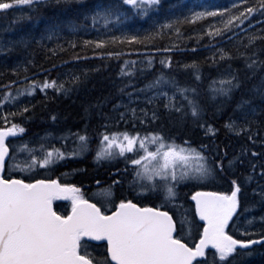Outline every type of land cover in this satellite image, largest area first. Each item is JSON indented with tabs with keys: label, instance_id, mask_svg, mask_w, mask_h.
<instances>
[{
	"label": "trees",
	"instance_id": "16d2710c",
	"mask_svg": "<svg viewBox=\"0 0 264 264\" xmlns=\"http://www.w3.org/2000/svg\"><path fill=\"white\" fill-rule=\"evenodd\" d=\"M107 2L36 0L31 5L22 4L26 13L21 15L14 13L19 4L0 10V25L5 28L0 34V99L9 91L13 97L0 105V127L4 126L5 113H15L10 116V123L24 129L8 141L15 154L10 160L21 167H6V176L10 172L25 180L57 178L62 184L83 188L84 198L110 211L96 194L110 186V209L120 199H134V166L129 163L134 155L97 158L103 134L127 132L152 138V133L159 132L166 141H175L177 145L188 141L189 147L205 153L209 164L222 156L226 161L233 160L227 175L218 172L202 181H179L174 188L175 198L163 201V208L177 222L180 238L191 245L200 231L191 215L192 193L198 188L231 191L233 176L238 178L242 191L229 234L254 240L264 235V176L260 175L264 165V11L260 6L264 0H245L242 7L253 6L257 11L239 29L212 36L208 27L220 26L219 14L193 21L190 13L232 5H236L234 11H241L238 0H160L145 15L122 9L118 20H93L91 12L95 6ZM165 23L169 26L158 27ZM121 35H136L140 39L111 40ZM250 36L255 37L251 42ZM97 39L107 42L99 46L84 43ZM221 50L230 55L222 56ZM110 52L120 55L109 56ZM249 61H254V65L250 67ZM161 74L167 81L143 88ZM230 75L237 78L239 87L229 94L213 96L211 82L215 80L219 85L222 78ZM74 77L78 79L74 81ZM45 80L55 81L57 87L63 84V88L56 91L47 87L42 91L40 85ZM30 81L37 82L33 91L17 94V89H24ZM178 87L186 91L181 93ZM163 90L173 98L154 96L145 100ZM140 91L143 94L138 96ZM188 98L198 103V115L193 116ZM134 99L137 101L133 102ZM208 125L213 133L207 132ZM81 134L87 136L86 142L79 141ZM82 144L86 146L82 148ZM41 145L44 150L52 147L77 154L60 157L47 167L23 169L30 162V152L42 158ZM158 193L153 190L154 200L140 204L157 205L162 201L156 200ZM173 199L176 205H186L181 208L196 224L193 238L181 226V214H177ZM70 207L67 202L55 203L56 211L62 214ZM85 251L92 253L90 258L95 264L105 258L104 244H87L82 254ZM213 254L208 251L207 261L200 264H212ZM241 254L238 263L264 264V242Z\"/></svg>",
	"mask_w": 264,
	"mask_h": 264
},
{
	"label": "snow or ice",
	"instance_id": "6c2138e0",
	"mask_svg": "<svg viewBox=\"0 0 264 264\" xmlns=\"http://www.w3.org/2000/svg\"><path fill=\"white\" fill-rule=\"evenodd\" d=\"M34 3L36 0H0V10L17 4ZM238 3L242 7L245 0H238ZM159 4L160 0H108L104 5H96L91 15L93 20L104 19L107 23L108 18L118 20L122 9L124 11L130 9L137 14L145 15L151 7ZM235 7L236 5L229 8L212 7L210 11L202 9L192 11L190 15L195 21L202 17L215 18L219 14L220 26L208 27V34L212 36L228 32L232 28L239 29L245 20L257 11L253 6L242 7L241 11H234ZM260 7L264 11V4ZM213 23L217 21L214 20ZM168 26L169 24L165 23L158 27ZM125 39L137 41L140 37L136 35L111 37L113 42ZM253 39L255 37H249L250 42ZM106 42L104 39L84 41L85 44L94 43L98 46ZM221 54L222 56L230 55L223 50ZM108 55H120V53L110 52ZM149 63H151V57H149ZM254 63L249 61V66H253ZM76 79L78 78H73L74 81ZM167 79L161 74L154 81L146 83L143 88L159 86L161 81H167ZM36 83V81H30L24 89L18 88L17 94L22 91L32 92ZM47 87L60 91L63 84L57 87L55 81L45 80L40 88L43 91ZM238 87L239 81L235 76L230 75L222 78L219 85L215 80L211 82L210 91L213 96L225 95ZM178 91L183 93L186 89L178 87ZM162 95L167 96L168 93L164 92ZM3 96L4 98L0 99V105H3L6 100L13 99L10 91L5 92ZM188 99L193 116L198 115L200 111L198 103ZM166 106L169 105L166 104ZM14 115L15 113H5L2 118L4 126L0 127V264H93V259L90 258L91 252L85 251L81 254L82 249L87 248V243L82 241V237H92L101 242L106 240L107 256L111 259L100 258L97 264H200V261L194 258L203 257L207 261L205 253L207 245H212L215 249L212 264H229V260L232 264H237L232 259L237 252V246H241L243 251L245 246H252L257 241L264 242V235H258L255 240L236 239L226 231L230 218L237 212L238 194L242 191L241 184L235 176L230 180L231 191H208L198 188L192 193L195 213L203 222V229L195 247H189L175 234L173 215L165 211L163 205L152 207L146 204L142 207L134 203L132 199H120L114 205V211H103L95 203L80 196V189L75 185L60 184L57 180H25L10 172V178H5L3 174L5 167L9 170L13 167H21L10 160V157H14L15 154L6 143L9 134L24 131L19 124L10 123V116ZM228 126L234 125L228 124ZM208 128L212 130L211 125H208ZM151 136L154 142H159L156 151L148 150L147 137L141 139L138 134L105 132L102 140L107 141L106 150L98 151L96 157L110 155L114 145L123 154L126 149L131 150L134 142L139 140L143 155H138L129 161L131 165L136 166L131 183L137 184L139 180L137 186L142 192L159 191L163 188L167 199L175 197V184L180 180L202 181L215 177L218 172L227 175L228 170L233 167V160L226 161L224 156L215 160L214 164H209L205 153L195 147H189L188 141L177 145L175 141H166L159 132L152 133ZM78 139L86 142L87 136L81 134ZM85 146L86 144H82L81 147ZM21 147L26 148L27 145H21ZM40 147L44 151L42 158L30 152V162L24 164L23 169L47 167L54 164L60 157L77 154L65 153L52 147L44 150L43 145ZM190 157L197 160L194 168L188 164ZM177 161L184 162V167L179 171ZM252 168H255V164ZM260 175L264 176V165L261 166ZM155 177L160 179L156 180ZM248 178L251 179V176ZM112 183L115 184L117 181ZM102 191L110 194V186ZM58 194L68 195L72 199V209L67 215H61L52 208V198ZM173 205L179 213L182 205H176L174 199ZM179 219L181 226L188 221V217L183 215L179 216ZM261 219L264 220V217Z\"/></svg>",
	"mask_w": 264,
	"mask_h": 264
},
{
	"label": "rangeland",
	"instance_id": "374dc122",
	"mask_svg": "<svg viewBox=\"0 0 264 264\" xmlns=\"http://www.w3.org/2000/svg\"><path fill=\"white\" fill-rule=\"evenodd\" d=\"M25 10H26V9L24 8V6H23L22 4H19V5L17 6V8L15 9L14 13H15L16 15H21V14L26 13ZM4 29H5V28H3V25H2V26L0 25V34L3 33ZM225 77H226V76H225ZM164 92H166V91L163 90V91L155 92V93H156L155 95H154V94H151L150 96H147V98H146L145 100L150 99L151 97H154V96H155V97H162V96H164V95H162V93H164ZM140 95H142V94H139L138 96H140ZM164 97H166V98H173V97H171V95H169V94H168L167 96H164ZM139 99H141V101H142L143 98H139ZM122 101H123V100H122ZM122 101L120 102V105L118 106L119 108H120V106H121ZM135 101H137V99H134V100H133V102H135ZM252 111H254V110H252ZM206 130H207V132H210V133H213V132H214L213 129H212V130H209V128H206ZM141 139H144V138L141 137ZM124 143H127V142L124 141ZM158 144H159L158 141H155V142H154L152 138H149V137L147 138V147H148V150H149V151H156V150H157V147H158ZM106 145H107V141L102 140L101 143H100V145H99V147H98V149H97V151H96V154H97L98 151H105V150H106V147H105ZM126 153H132V154L135 156V158H136L138 155H143V149L141 148L140 141H139V140L135 141L134 144H133V148H132L131 150H127V149H126L125 152H124L123 154H121L119 148L116 147V146L114 145V146H112L111 154H110V155H105V156H103V157H101V158H104V159L109 160L108 158H110V156H113V155H116V156H123V155L126 154ZM161 162H162V161H161ZM176 163H177V170H178V171H179L181 168L184 167V162H183V161H177ZM188 164L190 165V167L194 168V167H196V165H197V160H196L194 157H190V158H189V161H188ZM132 179H133V178H132ZM155 179H156V180H159L160 178H159V177H155ZM180 181H183V180H180ZM137 183H139V180H137ZM145 183H150V182L145 181ZM152 192H153V190H149V191H146V192H142V191H140V190L137 191V193H138L139 196H143V194H145V193H148V194H150L149 196H151V195H152ZM159 192H160V193H158L159 196L157 197L156 200H161V199H162V201L165 202V201L167 200V198H166V196H165V191L163 190V188H161V190H159ZM155 196H156V194H155L153 197L151 196L149 200H150V201H153L154 198H155ZM96 197H98L99 200H100L101 202H104L105 205L108 204V203L106 202V201H108V200H107L106 196H104V194H96ZM160 197H161V198H160ZM174 198H175V197H174ZM108 202H109V201H108ZM172 202H173V200H172ZM175 203H177V201H175ZM180 205H182V207H185V206H186L184 203H180ZM176 211H177V209H176ZM179 214H181V215H183V216H187L186 211H185L184 209L182 210L181 207L179 208ZM181 215H180V216H181ZM241 225H245V226H246V224H244V222H242ZM238 226H240V223L238 224ZM241 227H242V226H241ZM239 228H240V227H239ZM194 231H195V226H193V227L190 229V231H189V235L191 236L192 232H194ZM254 260H255V258H254ZM238 264H251V263L248 262V261H246L245 263L241 261V263L239 262ZM255 264H257V262H256Z\"/></svg>",
	"mask_w": 264,
	"mask_h": 264
},
{
	"label": "water",
	"instance_id": "95a60500",
	"mask_svg": "<svg viewBox=\"0 0 264 264\" xmlns=\"http://www.w3.org/2000/svg\"><path fill=\"white\" fill-rule=\"evenodd\" d=\"M19 132H17V133H14V134H9V136L6 138V143H7V141L11 138V137H14V136H16L17 134H18ZM4 172H5V169L3 170V174H4ZM54 180H56V179H54ZM58 181V180H57ZM58 183H59V181H58ZM68 198H71L70 196H68V195H54L53 196V198H52V208H53V210H54V205H53V201L54 200H66V199H68ZM190 200H191V202L193 203V205H194V207H195V201H193L192 200V195H191V197H190ZM91 203H93L92 201H90ZM55 211V210H54ZM233 215H234V213H233ZM197 216V215H196ZM197 218H198V220L203 224V222H202V220H201V218L199 217V216H197ZM85 240H87V241H89V242H92V243H95V244H101V243H104L105 244V246H106V251H107V242H106V240H104L103 242H101V241H97V240H95V238H92V237H83ZM260 242L259 241H257L254 245H257V244H259ZM254 245H252V246H254ZM252 246H245L244 247V249H247V248H250V247H252ZM195 247V246H194ZM209 248H214L212 245H207L206 246V248H205V251L207 250V249H209ZM237 248H241V246H237ZM108 258H109V260L111 259L109 256H108ZM203 257H198V258H194L195 260H200V259H202Z\"/></svg>",
	"mask_w": 264,
	"mask_h": 264
},
{
	"label": "flooded vegetation",
	"instance_id": "af4514ba",
	"mask_svg": "<svg viewBox=\"0 0 264 264\" xmlns=\"http://www.w3.org/2000/svg\"><path fill=\"white\" fill-rule=\"evenodd\" d=\"M145 195H146V194H145ZM145 195L141 196L140 198H141V200L148 201V200L150 199V196H147V195L145 196ZM194 216H195V219H196V215H195V214H194ZM196 220H197V219H196ZM228 225H229V224H228ZM200 227L202 228V226H200ZM237 255H238V251H237L236 254L232 257V259H233V258H236L235 261L238 260L239 258L237 257ZM240 256H242V254L239 255V257H240ZM243 260H244V259H243ZM229 264H232V262H230ZM237 264H238V262H237Z\"/></svg>",
	"mask_w": 264,
	"mask_h": 264
},
{
	"label": "bare ground",
	"instance_id": "6f19581e",
	"mask_svg": "<svg viewBox=\"0 0 264 264\" xmlns=\"http://www.w3.org/2000/svg\"><path fill=\"white\" fill-rule=\"evenodd\" d=\"M143 92H145L144 90H143ZM140 94H141V91L139 92ZM139 93L137 94V95H139ZM143 94V93H142ZM209 191V190H208ZM150 195V194H149ZM146 196V195H145ZM151 197V196H150ZM161 198V197H160ZM170 201V200H169ZM160 202V201H159ZM164 203V202H163ZM182 203V202H181ZM172 210V209H171ZM173 211V210H172ZM176 213V212H175ZM261 243H263V242H260L259 244H261ZM259 244H257V245H259Z\"/></svg>",
	"mask_w": 264,
	"mask_h": 264
}]
</instances>
